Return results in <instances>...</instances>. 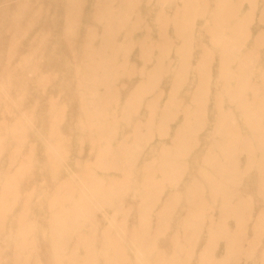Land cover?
<instances>
[{
	"label": "bare ground",
	"instance_id": "obj_1",
	"mask_svg": "<svg viewBox=\"0 0 264 264\" xmlns=\"http://www.w3.org/2000/svg\"><path fill=\"white\" fill-rule=\"evenodd\" d=\"M2 12L0 264H264V0Z\"/></svg>",
	"mask_w": 264,
	"mask_h": 264
},
{
	"label": "rangeland",
	"instance_id": "obj_2",
	"mask_svg": "<svg viewBox=\"0 0 264 264\" xmlns=\"http://www.w3.org/2000/svg\"><path fill=\"white\" fill-rule=\"evenodd\" d=\"M5 17V15L3 14V12L0 14V18L3 19ZM55 60H60L63 64H69L70 61H72V58L69 60V57L66 55V54H60L59 56L56 55L55 57H53L52 55L51 56H48L47 57V65H46V71H51L52 70V62L55 61ZM200 163V159H194L192 161V164L193 165H197ZM194 178V176H191L190 178V182H192V179ZM182 186V184L180 185ZM45 196V194H44ZM183 216V214H182ZM39 217H40V214L37 213L36 214V219L39 220ZM153 222H155V218L153 217ZM174 226H175V229H180L182 228V221L178 218H175L174 220ZM153 231V229H152ZM40 248V253L42 255V258L44 257V253L46 251V248H43V247H39Z\"/></svg>",
	"mask_w": 264,
	"mask_h": 264
}]
</instances>
